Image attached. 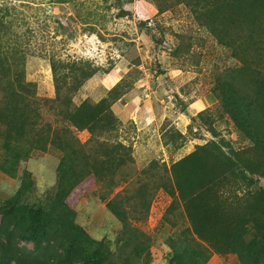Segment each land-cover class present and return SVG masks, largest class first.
<instances>
[{
  "label": "rangeland",
  "instance_id": "374dc122",
  "mask_svg": "<svg viewBox=\"0 0 264 264\" xmlns=\"http://www.w3.org/2000/svg\"><path fill=\"white\" fill-rule=\"evenodd\" d=\"M241 1L0 0V264H264Z\"/></svg>",
  "mask_w": 264,
  "mask_h": 264
},
{
  "label": "trees",
  "instance_id": "16d2710c",
  "mask_svg": "<svg viewBox=\"0 0 264 264\" xmlns=\"http://www.w3.org/2000/svg\"><path fill=\"white\" fill-rule=\"evenodd\" d=\"M241 2H243V0ZM257 195H259V194H257ZM259 196H260V198L264 199V195H259ZM82 264H98V262L90 257V258H85L83 260Z\"/></svg>",
  "mask_w": 264,
  "mask_h": 264
}]
</instances>
